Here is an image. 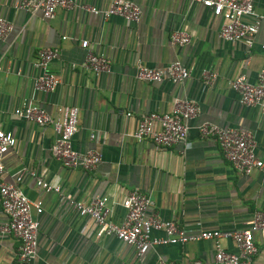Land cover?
I'll return each instance as SVG.
<instances>
[{"label": "crops", "instance_id": "1", "mask_svg": "<svg viewBox=\"0 0 264 264\" xmlns=\"http://www.w3.org/2000/svg\"><path fill=\"white\" fill-rule=\"evenodd\" d=\"M20 1L0 0V16L11 24L10 32L0 39V123L16 138L4 155V181L14 182L22 169L34 170L38 178L59 184L67 197L88 202L106 195L115 222L126 214L123 202L128 193L139 190L152 199L150 210L190 231L239 230L256 210L264 209V113L257 106L241 104L230 86L240 74L257 82L264 67V35L257 34L251 47L225 41L219 36L225 16H215L193 0H130L142 11L138 22L117 15L104 19L83 8L104 9L110 0H74L73 9L58 8L52 19L18 8ZM254 7L256 13H264V0H254ZM176 31L186 32L191 41L173 44ZM84 40L87 48L82 47ZM45 48L57 51L49 71L60 82L53 91L35 92L33 81L41 73L35 62ZM88 50L105 55L110 71L84 68ZM174 61L190 71L181 83L136 77L139 64L164 68ZM208 73L215 74L210 83L204 79ZM176 98L195 101L199 108L188 121L186 141L169 147H159L151 139L138 143L134 133L141 117L170 111ZM28 101L52 117L60 116L61 106H77L78 130L72 147L98 152L99 164L92 170L65 168L51 152L56 139L52 124L41 126L15 114ZM205 122L250 131L262 167L249 175L234 169L217 139L201 135L199 126ZM27 172L19 186L32 202H42V212L32 208L39 221L37 255L22 264L213 263L212 240L155 245L138 255L115 236L98 238L92 219L80 216L58 194L38 188L36 178ZM6 221L0 200V226ZM254 237L258 252L252 264H264V232ZM220 244L237 251L230 239ZM19 250L18 238L0 233V264L16 261Z\"/></svg>", "mask_w": 264, "mask_h": 264}, {"label": "built area", "instance_id": "2", "mask_svg": "<svg viewBox=\"0 0 264 264\" xmlns=\"http://www.w3.org/2000/svg\"><path fill=\"white\" fill-rule=\"evenodd\" d=\"M209 8L213 15H224V21L219 30V36L230 42H243L248 47L254 44L257 34L264 35V13L255 11L254 0H193ZM76 6L74 0H22L17 7L23 10L39 11L47 19L56 15L58 8L66 10ZM87 11L100 15L104 19L110 16H120L127 22H138L142 16L139 6L130 0H110L109 5L100 9L95 6H83ZM251 18L252 21H247ZM11 30V24L0 16V39ZM175 45H185L191 41L189 34L176 31L171 36ZM82 47L87 48L84 40ZM264 49V44L261 45ZM57 51L45 48L39 51L35 66L41 73L33 81L35 92H50L55 90L60 80L49 71L50 62L56 58ZM87 70L95 73L110 71V62L103 54H94L90 50L83 64ZM1 70V66H0ZM136 77L140 80L160 82L168 79L173 83H181L190 77V71L180 61H174L164 68H150L139 64ZM207 83L215 79L214 73L204 75ZM230 86L238 92L240 103L247 106H257L264 113V67L255 83L248 81L245 74L238 75L230 81ZM198 105L195 101L176 98L168 112H150L144 114L138 122L134 137L138 143L151 139L159 147H169L185 142L188 135V121L197 115ZM58 117H52L47 111L32 101L23 103L15 109V114L38 125L52 124L56 133L55 143L51 149L53 157L65 168L92 170L101 161V155L93 150L79 152L72 147V138L78 127L79 108L65 105L58 108ZM202 136H213L219 142L220 148L228 162L237 171L249 175L255 169L261 168L263 162L255 153L253 134L245 129L222 128L208 122L199 126ZM16 138L10 131L4 130L0 123V200L7 216V221L0 226V233L13 235L20 240V250L16 261L10 264H22L32 261L37 255L39 221L33 217L32 208L37 213L42 212V202H32L22 191L19 183L25 169L15 174L14 182H6L2 175L5 170L4 155L15 146ZM36 178V185L44 192H54L60 199L66 200L74 210L83 217L94 222V233L98 238L115 236L123 243L135 248L138 255H143L155 245H176L201 240H212L216 251L212 264H252L258 247L255 243V233L264 232V209L256 210L246 222L244 228L235 231H220L216 229H200L190 231L179 226L172 219L162 218L158 212L150 210L152 199L139 190L128 193L123 205L127 209L120 222L111 220V206L108 196H97L86 202L63 194L59 184L38 178L34 170L27 172ZM153 232H161L160 237ZM230 239L237 248L236 252L221 247L220 240ZM159 264H183L160 260ZM190 264H203L195 260Z\"/></svg>", "mask_w": 264, "mask_h": 264}]
</instances>
